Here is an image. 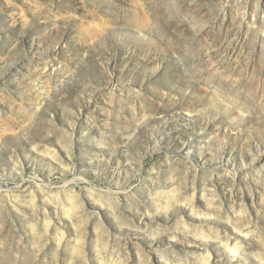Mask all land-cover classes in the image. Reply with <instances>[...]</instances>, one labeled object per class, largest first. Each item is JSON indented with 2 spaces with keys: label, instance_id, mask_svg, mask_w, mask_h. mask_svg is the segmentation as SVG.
I'll return each instance as SVG.
<instances>
[{
  "label": "rangeland",
  "instance_id": "374dc122",
  "mask_svg": "<svg viewBox=\"0 0 264 264\" xmlns=\"http://www.w3.org/2000/svg\"><path fill=\"white\" fill-rule=\"evenodd\" d=\"M0 264H264V0H0Z\"/></svg>",
  "mask_w": 264,
  "mask_h": 264
},
{
  "label": "bare ground",
  "instance_id": "6f19581e",
  "mask_svg": "<svg viewBox=\"0 0 264 264\" xmlns=\"http://www.w3.org/2000/svg\"><path fill=\"white\" fill-rule=\"evenodd\" d=\"M239 248V246H236L235 249Z\"/></svg>",
  "mask_w": 264,
  "mask_h": 264
}]
</instances>
